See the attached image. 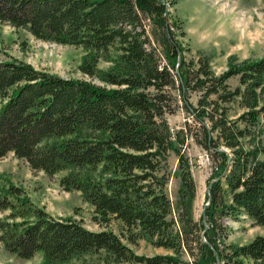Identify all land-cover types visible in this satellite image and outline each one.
Segmentation results:
<instances>
[{"label": "trees", "instance_id": "obj_1", "mask_svg": "<svg viewBox=\"0 0 264 264\" xmlns=\"http://www.w3.org/2000/svg\"><path fill=\"white\" fill-rule=\"evenodd\" d=\"M177 3L0 0V23L82 47L80 70L102 82L0 60V158L13 153L49 176L68 170L60 185L80 191L96 220H120L131 243L143 238L174 253L139 256L113 230L56 218L15 184L0 188V242L8 252L23 259L42 252L43 264L99 251L108 264H183L184 253L196 264H264V233L229 243L223 222L246 216L264 227V144L244 141L264 117V56L230 60L221 73L205 56L188 59L187 32L171 10ZM101 59L113 65L103 69ZM180 107L193 118L185 122L191 137L216 162L199 220L194 164L184 153L178 217L167 192L165 164L179 135L173 139L165 115Z\"/></svg>", "mask_w": 264, "mask_h": 264}, {"label": "rangeland", "instance_id": "obj_2", "mask_svg": "<svg viewBox=\"0 0 264 264\" xmlns=\"http://www.w3.org/2000/svg\"><path fill=\"white\" fill-rule=\"evenodd\" d=\"M172 12L182 21L187 32L185 44L190 47L186 53L188 59L205 56L211 67L221 73L228 68L230 60L239 63L246 59L264 56V0H178ZM148 24H150L148 22ZM150 28V26H148ZM82 47L58 44L37 39L28 30L16 28L7 23H0V60L20 59L29 62L38 69H45L65 77L93 79L84 74L79 66L86 54ZM99 67L109 69L113 63L101 59ZM233 87L238 84L237 78L230 79ZM198 94H193L192 101H198ZM238 111L235 107L234 111ZM165 119L169 123L175 139L165 164L169 174L167 192L174 203L175 215L178 217V201L182 176L179 170V155L184 153L194 164L192 174L196 182L197 193L193 204V217L199 220L205 206L208 204V184L216 166L211 153L200 146L191 137L185 122L193 121L185 109L179 108L175 113H168ZM245 146L264 144V117L253 129L252 135L245 138ZM68 170L54 176L44 171L34 170L24 159L15 157L13 153L0 158V188L9 184L22 186L31 200L44 208L56 218L77 219L95 231L113 230L122 241L137 255L152 257L155 255L173 254L171 249L158 247L139 238L133 244L128 239V229L123 222L111 219L101 223L95 219L94 208L87 202L80 191H66L60 185V179ZM3 215H0L2 217ZM229 226V243L245 244L258 234L264 233V227L256 225L243 216L240 220L224 218ZM43 254L38 252L31 259H23L8 252L0 242V264H43ZM183 264H196L193 257L183 254ZM66 264H108L105 262V252L85 254L72 259ZM114 264V263H109ZM117 264H145L143 262L127 261ZM245 264H254L247 261Z\"/></svg>", "mask_w": 264, "mask_h": 264}, {"label": "water", "instance_id": "obj_3", "mask_svg": "<svg viewBox=\"0 0 264 264\" xmlns=\"http://www.w3.org/2000/svg\"><path fill=\"white\" fill-rule=\"evenodd\" d=\"M208 193H209V186H208ZM208 205V204H207Z\"/></svg>", "mask_w": 264, "mask_h": 264}]
</instances>
